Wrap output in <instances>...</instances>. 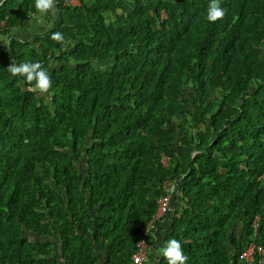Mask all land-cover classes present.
<instances>
[{
    "label": "trees",
    "instance_id": "1",
    "mask_svg": "<svg viewBox=\"0 0 264 264\" xmlns=\"http://www.w3.org/2000/svg\"><path fill=\"white\" fill-rule=\"evenodd\" d=\"M126 1L58 0L51 27L0 41V264H128L164 180L153 264L170 239L187 264H264V0H220L215 23L210 0ZM35 11L0 0V36ZM50 60L38 99L7 71ZM185 86L191 111L170 125Z\"/></svg>",
    "mask_w": 264,
    "mask_h": 264
},
{
    "label": "clouds",
    "instance_id": "2",
    "mask_svg": "<svg viewBox=\"0 0 264 264\" xmlns=\"http://www.w3.org/2000/svg\"><path fill=\"white\" fill-rule=\"evenodd\" d=\"M57 3L58 0H34V7L39 16H34L39 23H43V17L50 15L52 21L57 18ZM226 15V10L220 6V0H210L206 19L215 23L218 20H223ZM52 24L49 23L48 27ZM51 39L62 44H66L65 38L61 32H53ZM0 40H3L5 45L9 43L8 37L0 36ZM54 65H50L49 68ZM49 68H45L41 62H24L21 64L10 63L7 66V71L11 76H21L24 81L27 82L29 91L39 92L41 94L48 93L52 80ZM161 255L167 261V264H187L188 256L185 254L182 244L178 239H170L166 242L165 246L160 249Z\"/></svg>",
    "mask_w": 264,
    "mask_h": 264
},
{
    "label": "built area",
    "instance_id": "3",
    "mask_svg": "<svg viewBox=\"0 0 264 264\" xmlns=\"http://www.w3.org/2000/svg\"><path fill=\"white\" fill-rule=\"evenodd\" d=\"M74 0H64L65 3L70 4L73 3ZM4 21L0 20V27L3 25ZM168 157L164 154H160L159 161L162 164H166ZM161 194L156 199V207L154 212L151 214L150 218L145 223L144 227L141 228L137 232V238L134 246V250L131 252L129 256L128 264H153L148 256V240L151 238L152 231L155 227V223L159 221L162 217L164 212L168 209L169 199L171 196V192L174 188V181L172 180H164L161 182ZM255 226V223H254ZM259 249V253L263 251V249ZM253 252V245L250 244L243 252L242 258L244 259H251Z\"/></svg>",
    "mask_w": 264,
    "mask_h": 264
},
{
    "label": "rangeland",
    "instance_id": "4",
    "mask_svg": "<svg viewBox=\"0 0 264 264\" xmlns=\"http://www.w3.org/2000/svg\"><path fill=\"white\" fill-rule=\"evenodd\" d=\"M122 3L124 5H129V2L126 0H122ZM70 4H78V0H74L73 3L70 2ZM34 16H39V13H37L36 11L33 13L32 16H30V19L27 23H25L24 26L20 27V28H15L11 30V33L14 34H20L22 36L25 37H29L32 36L33 34L39 33L44 31L46 28H48L49 23H51L52 21V17L50 15H46L43 17V23H39L36 19H34ZM161 16H163V13H161ZM10 33V34H11ZM19 36V35H18ZM4 44V41H3ZM93 62H95L98 66L100 67H105V62L103 60H94ZM58 62L56 61H52L50 60L47 63V68H49L50 65H56ZM222 91L219 89H211V91H209L208 96L211 97L214 100H218L220 98V96L222 95ZM34 95L36 96V98H40L43 96V94L39 93V92H34ZM45 95V93H44ZM191 97H192V91L190 86H185L184 88V92L182 94V96L180 97V101L184 104V109L179 110L178 112L175 113L174 116L170 117L169 120V124L173 125L174 122L179 121L182 118H185L187 116V113L191 111ZM47 101V99H44V101ZM187 112V113H186ZM196 128H202L201 124H198L197 127L193 128L192 130H195ZM188 132V131H186ZM182 135V131H180L177 135H176V139H178L180 136ZM174 142V146H175ZM174 189V188H173ZM257 217L255 216V219ZM255 222H253L254 225ZM256 224V223H255ZM238 228H239V223L236 222L233 226L232 229L235 233L238 232ZM26 236L28 237V239L33 240L36 238V235L30 232L26 233Z\"/></svg>",
    "mask_w": 264,
    "mask_h": 264
},
{
    "label": "crops",
    "instance_id": "5",
    "mask_svg": "<svg viewBox=\"0 0 264 264\" xmlns=\"http://www.w3.org/2000/svg\"><path fill=\"white\" fill-rule=\"evenodd\" d=\"M12 30V29H11ZM11 33V32H10ZM8 34V38H9V36L11 35V34ZM1 41V40H0ZM163 222H164V219H161L158 223H157V225L154 227V229H153V231H152V235H151V240L153 241V246L154 247H157L158 245H159V243H160V239H161V237H162V235H163ZM154 251V250H153Z\"/></svg>",
    "mask_w": 264,
    "mask_h": 264
}]
</instances>
